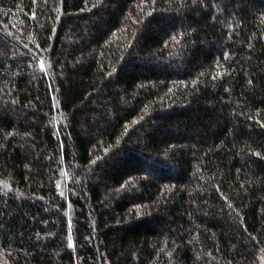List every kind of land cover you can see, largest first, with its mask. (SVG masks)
Here are the masks:
<instances>
[{"label":"trees","instance_id":"obj_1","mask_svg":"<svg viewBox=\"0 0 264 264\" xmlns=\"http://www.w3.org/2000/svg\"><path fill=\"white\" fill-rule=\"evenodd\" d=\"M0 264H264V0H0Z\"/></svg>","mask_w":264,"mask_h":264},{"label":"snow or ice","instance_id":"obj_2","mask_svg":"<svg viewBox=\"0 0 264 264\" xmlns=\"http://www.w3.org/2000/svg\"><path fill=\"white\" fill-rule=\"evenodd\" d=\"M41 67H43V63H41Z\"/></svg>","mask_w":264,"mask_h":264}]
</instances>
